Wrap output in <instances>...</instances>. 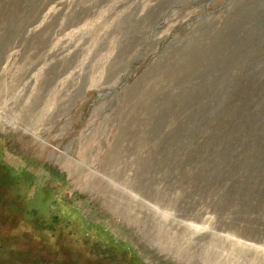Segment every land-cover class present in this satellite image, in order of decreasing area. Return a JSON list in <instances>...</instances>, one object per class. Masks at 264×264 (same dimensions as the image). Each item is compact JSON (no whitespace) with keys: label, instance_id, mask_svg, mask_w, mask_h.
<instances>
[{"label":"rangeland","instance_id":"374dc122","mask_svg":"<svg viewBox=\"0 0 264 264\" xmlns=\"http://www.w3.org/2000/svg\"><path fill=\"white\" fill-rule=\"evenodd\" d=\"M0 264H264V0H0Z\"/></svg>","mask_w":264,"mask_h":264},{"label":"trees","instance_id":"16d2710c","mask_svg":"<svg viewBox=\"0 0 264 264\" xmlns=\"http://www.w3.org/2000/svg\"><path fill=\"white\" fill-rule=\"evenodd\" d=\"M0 247H1V245H0Z\"/></svg>","mask_w":264,"mask_h":264}]
</instances>
